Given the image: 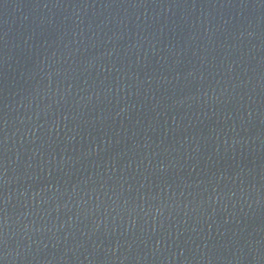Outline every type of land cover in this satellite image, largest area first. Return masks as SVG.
I'll return each mask as SVG.
<instances>
[{"label":"water","instance_id":"95a60500","mask_svg":"<svg viewBox=\"0 0 264 264\" xmlns=\"http://www.w3.org/2000/svg\"><path fill=\"white\" fill-rule=\"evenodd\" d=\"M0 264H264V0H0Z\"/></svg>","mask_w":264,"mask_h":264}]
</instances>
